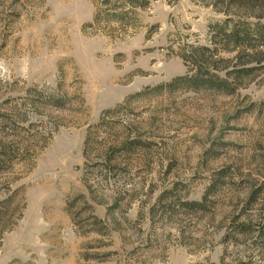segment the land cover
I'll return each instance as SVG.
<instances>
[{
	"label": "rangeland",
	"instance_id": "1",
	"mask_svg": "<svg viewBox=\"0 0 264 264\" xmlns=\"http://www.w3.org/2000/svg\"><path fill=\"white\" fill-rule=\"evenodd\" d=\"M149 2L107 34L90 0H0V264H264L237 229L264 216V68L157 88L191 46L240 60L211 0Z\"/></svg>",
	"mask_w": 264,
	"mask_h": 264
},
{
	"label": "trees",
	"instance_id": "2",
	"mask_svg": "<svg viewBox=\"0 0 264 264\" xmlns=\"http://www.w3.org/2000/svg\"><path fill=\"white\" fill-rule=\"evenodd\" d=\"M90 1L94 6V14L89 25L108 26L111 31H106L107 34H115L113 32L119 29L133 28L137 9L150 4L149 0ZM211 1L213 8L223 13L226 19L212 26V29L216 30L211 33L210 43L219 42L222 51L237 50L236 58L240 60L239 63L230 68L228 64L231 59L219 57L220 50L217 48L212 49L210 45H194L184 57L191 73L177 76L157 88L166 86L171 89L181 84L183 88L191 90L208 89L218 93L234 94L238 88L245 86L246 81H249L257 71L264 68V0ZM252 62H257L258 65L247 66ZM53 103L61 107L59 101ZM85 144L87 146L88 138ZM0 153L7 155V151L1 150ZM1 154L0 160H3ZM237 229L239 233L251 232L259 238H264V216L256 225L241 223Z\"/></svg>",
	"mask_w": 264,
	"mask_h": 264
}]
</instances>
